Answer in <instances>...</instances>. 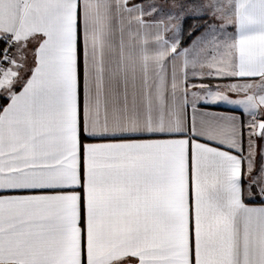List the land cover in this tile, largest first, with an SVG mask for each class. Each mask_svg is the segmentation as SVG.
<instances>
[{"label":"snow or ice","instance_id":"1","mask_svg":"<svg viewBox=\"0 0 264 264\" xmlns=\"http://www.w3.org/2000/svg\"><path fill=\"white\" fill-rule=\"evenodd\" d=\"M0 264H264V0H0Z\"/></svg>","mask_w":264,"mask_h":264},{"label":"crops","instance_id":"2","mask_svg":"<svg viewBox=\"0 0 264 264\" xmlns=\"http://www.w3.org/2000/svg\"><path fill=\"white\" fill-rule=\"evenodd\" d=\"M228 107H229V106L225 105L223 108L218 109V110H220V111H227V110H228Z\"/></svg>","mask_w":264,"mask_h":264},{"label":"rangeland","instance_id":"3","mask_svg":"<svg viewBox=\"0 0 264 264\" xmlns=\"http://www.w3.org/2000/svg\"><path fill=\"white\" fill-rule=\"evenodd\" d=\"M257 159L259 160V157Z\"/></svg>","mask_w":264,"mask_h":264}]
</instances>
